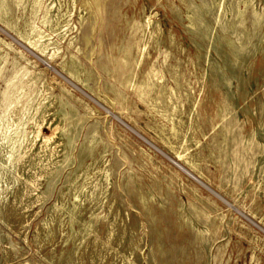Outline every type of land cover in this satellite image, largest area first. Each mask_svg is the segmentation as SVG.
Wrapping results in <instances>:
<instances>
[{
	"label": "rangeland",
	"instance_id": "obj_1",
	"mask_svg": "<svg viewBox=\"0 0 264 264\" xmlns=\"http://www.w3.org/2000/svg\"><path fill=\"white\" fill-rule=\"evenodd\" d=\"M2 2L0 264H264V0Z\"/></svg>",
	"mask_w": 264,
	"mask_h": 264
},
{
	"label": "bare ground",
	"instance_id": "obj_2",
	"mask_svg": "<svg viewBox=\"0 0 264 264\" xmlns=\"http://www.w3.org/2000/svg\"><path fill=\"white\" fill-rule=\"evenodd\" d=\"M18 1V0H17ZM21 0H19L20 3ZM24 1V0H23ZM18 3V4H19ZM40 5V3L38 1L35 2V10L37 12V5ZM247 5V4H246ZM43 6V5H42ZM20 7V5H19ZM4 9V3L2 2V0H0V11ZM32 10V11H35ZM49 11V10H48ZM105 11V10H104ZM32 14V12H31ZM37 14V13H36ZM5 15V14H4ZM35 15V14H34ZM239 15L242 17L243 12H240ZM43 16V15H42ZM49 16V15H48ZM43 18V23L46 22L47 19V13L44 14ZM95 18V17H94ZM243 20V18H242ZM42 21V20H41ZM0 25L5 27L10 33H13L11 29H9L2 21V18L0 17ZM35 25V24H34ZM46 25V24H45ZM44 25V26H45ZM35 28V27H34ZM34 28H32V30L36 33L34 39L31 38L32 34H27V35H20V34H16L13 33L15 37H17V39L23 43L28 49H30L31 51L41 54V52L43 51L42 48V40H44V33L42 34L41 31H37ZM59 28V27H58ZM37 31V32H36ZM20 32V31H19ZM32 32V31H31ZM100 39V38H99ZM3 42H6L4 39H1ZM18 41V42H19ZM19 42V43H20ZM45 44V43H43ZM46 45V44H45ZM143 59V58H142ZM52 63V62H51ZM141 63V61H140ZM18 72H15V75H13L9 80H7V87L6 90L4 92V108L2 110V116L0 119V132L1 129L3 130V135L0 136V146H5L9 149V153H8V157L6 160V163H11L14 164L15 160L18 159L17 155H20V151L22 149V147L24 146V142H25V137H26V133L25 131L22 129V126L24 124V119L26 117V114L29 110V107L31 106V102L34 100L33 95V87H34V82L32 80H25L24 76L27 75V73L24 74V76H21L20 78H18ZM69 77L74 78V74H70ZM71 81V80H70ZM28 96V97H27ZM27 97V99H23ZM112 102V101H111ZM114 104V103H113ZM21 105V107L19 108V106ZM116 105V104H115ZM40 107V106H39ZM197 112V111H196ZM223 112V111H222ZM220 113V112H219ZM158 114V113H157ZM185 114V113H184ZM221 114V113H220ZM223 114V113H222ZM17 117V118H16ZM225 117V116H224ZM222 119V118H221ZM31 120V119H30ZM34 120V119H33ZM32 121V120H31ZM223 121V120H222ZM235 122V121H234ZM233 124V122H232ZM236 124V123H235ZM175 125V124H174ZM40 127V126H39ZM216 127V126H215ZM233 127V126H232ZM231 127V128H232ZM224 128V127H223ZM222 128V129H223ZM218 129V128H217ZM224 130V129H223ZM222 130V131H223ZM232 130V129H231ZM221 131V130H220ZM227 131V130H226ZM225 131V132H226ZM233 131V130H232ZM220 133V132H219ZM218 133V134H219ZM223 133V132H221ZM235 133V132H234ZM1 134V133H0ZM225 134V133H224ZM232 134V133H231ZM226 135V134H225ZM240 135V134H239ZM228 136V134H227ZM230 137V136H228ZM222 138H224L222 136ZM226 138V137H225ZM241 139V138H240ZM227 140V139H226ZM234 141H236L235 139H233ZM199 142V141H198ZM221 142V140H220ZM224 142L226 143V141L224 140ZM238 142V141H236ZM239 143V142H238ZM241 143V142H240ZM239 143V144H240ZM249 143V142H248ZM237 144V143H236ZM243 143H241L242 145ZM255 144V143H254ZM220 145V144H219ZM225 145V144H224ZM256 145V144H255ZM223 146V145H222ZM228 146V145H227ZM226 146V147H227ZM253 146V145H252ZM251 147V146H249ZM224 148V147H223ZM228 148V147H227ZM237 149V148H236ZM240 149V148H238ZM222 150V149H220ZM25 151V150H24ZM224 151V150H223ZM228 151V150H227ZM226 151V152H227ZM244 151V150H243ZM242 151V153H243ZM246 151V150H245ZM222 152V151H221ZM248 153V152H247ZM225 154V153H224ZM241 154V152H240ZM239 154V156H240ZM251 154V153H250ZM23 155V154H22ZM21 155V156H22ZM244 155V154H243ZM246 157V156H245ZM151 159V158H150ZM181 159H183L182 154L178 152L177 157H176V161L177 163H179L180 165V161ZM252 159V158H251ZM239 159H237L238 161ZM243 161V160H242ZM239 161V162H242ZM41 164V163H40ZM199 164V163H198ZM182 165V164H181ZM180 165V166H181ZM186 166V164H185ZM192 166V165H191ZM194 167V166H192ZM181 168H183L181 166ZM184 169V168H183ZM187 169V171H189V173L192 171L191 168H189L187 166V168H185V170ZM189 169V170H188ZM2 173V172H1ZM195 177V176H194ZM196 179V178H195ZM3 185V184H2ZM3 191V190H2ZM76 207V206H75ZM76 215V214H75ZM255 223V222H254Z\"/></svg>",
	"mask_w": 264,
	"mask_h": 264
}]
</instances>
